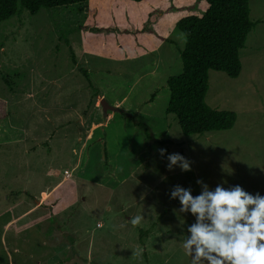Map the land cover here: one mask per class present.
<instances>
[{
	"label": "rangeland",
	"instance_id": "obj_1",
	"mask_svg": "<svg viewBox=\"0 0 264 264\" xmlns=\"http://www.w3.org/2000/svg\"><path fill=\"white\" fill-rule=\"evenodd\" d=\"M204 8L89 0L0 23V264H264V0L239 76L209 73L205 103L234 126L183 136L166 114L175 23Z\"/></svg>",
	"mask_w": 264,
	"mask_h": 264
},
{
	"label": "trees",
	"instance_id": "obj_2",
	"mask_svg": "<svg viewBox=\"0 0 264 264\" xmlns=\"http://www.w3.org/2000/svg\"><path fill=\"white\" fill-rule=\"evenodd\" d=\"M88 1L0 0V23L21 10L34 16L42 9L68 8ZM203 1L205 8L200 15H188L175 23L185 38L184 48L178 50L182 72L166 80L169 92L166 114L175 116L183 136L228 131L234 126V113L217 111L205 103L209 73L221 72L230 79L237 78L241 71L239 53L259 24L249 18V0ZM80 73L88 79L85 71ZM7 117L6 103L0 98V121Z\"/></svg>",
	"mask_w": 264,
	"mask_h": 264
},
{
	"label": "crops",
	"instance_id": "obj_3",
	"mask_svg": "<svg viewBox=\"0 0 264 264\" xmlns=\"http://www.w3.org/2000/svg\"><path fill=\"white\" fill-rule=\"evenodd\" d=\"M40 196H41V198H42L43 200L47 197V195H46L44 192H41L40 194L38 193V197H37V198L34 197V199H38V200L43 201V200L40 198ZM35 202L37 203V200L34 201V203H35Z\"/></svg>",
	"mask_w": 264,
	"mask_h": 264
},
{
	"label": "built area",
	"instance_id": "obj_4",
	"mask_svg": "<svg viewBox=\"0 0 264 264\" xmlns=\"http://www.w3.org/2000/svg\"><path fill=\"white\" fill-rule=\"evenodd\" d=\"M64 175H65V176H68L69 173H68L67 171H64Z\"/></svg>",
	"mask_w": 264,
	"mask_h": 264
}]
</instances>
